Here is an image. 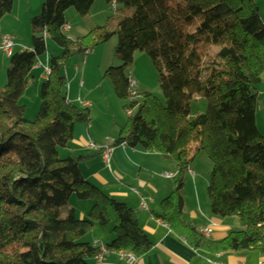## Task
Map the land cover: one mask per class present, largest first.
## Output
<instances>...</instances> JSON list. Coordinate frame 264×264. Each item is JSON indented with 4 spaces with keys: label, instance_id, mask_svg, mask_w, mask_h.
Listing matches in <instances>:
<instances>
[{
    "label": "trees",
    "instance_id": "1",
    "mask_svg": "<svg viewBox=\"0 0 264 264\" xmlns=\"http://www.w3.org/2000/svg\"><path fill=\"white\" fill-rule=\"evenodd\" d=\"M93 2L45 0L29 22L30 49L8 59L0 91V264H88L99 251L80 241L94 228L110 227L107 252L138 261L151 250L134 213L82 178L84 159L59 153L75 127L89 123V111L65 97L64 71L112 38L121 66L108 69L104 79L130 116L110 146L154 153L175 167L172 193L153 218L195 250L264 253V137L255 126L257 91L264 86V23L253 0H113L118 10L104 27L69 40L65 14L72 10L84 19ZM12 5L0 0V21ZM46 41L60 54L48 59L40 106L28 122L20 102ZM136 53L153 66L163 104L143 93L130 101L128 72ZM201 101L206 111L191 117V104ZM199 155L211 165V216L239 224L220 243L204 240L182 218L183 178ZM71 199L92 205L86 222L75 223Z\"/></svg>",
    "mask_w": 264,
    "mask_h": 264
},
{
    "label": "crops",
    "instance_id": "2",
    "mask_svg": "<svg viewBox=\"0 0 264 264\" xmlns=\"http://www.w3.org/2000/svg\"><path fill=\"white\" fill-rule=\"evenodd\" d=\"M25 1L28 10L30 8L29 0ZM14 3L15 0H13L11 14L0 21V44L3 38L13 35L11 28L15 17ZM4 21L9 26L4 27ZM66 28L68 32L65 34H68L71 29L67 24ZM92 28L89 27L86 32L90 33L94 30ZM80 34L82 33H77V39L84 37H81ZM14 40L16 42L17 39ZM18 46L13 43V50L21 49L18 52L12 51L11 54L30 49V47ZM98 53L96 51L90 53L91 56L88 55L85 63H82V69L77 72H80L84 79V82L79 84L81 90H77L74 85L76 73L70 74L69 71H64L65 80L67 78L71 84V87L67 88L65 97L74 106H85L84 108L89 111V123L75 127L69 147L61 153L64 155L63 159H84L79 165L82 178L106 198L125 205L134 213L139 229L151 245L150 252L135 264H207V261L221 264H264V253L237 251L212 255L195 250L184 239L172 233L167 226L153 218V215H159L160 204L172 193L175 178L164 180L162 176L175 175L173 163L157 154L145 153L139 149H129L125 146L114 147L108 166L103 163L101 151L107 146L113 145L118 138L119 131L126 123L120 113L121 105L123 111L124 104L115 98L111 85L106 87L102 83L87 84V73L90 69L96 70L95 74L100 81L104 70L111 66L110 59L104 62ZM56 54L54 57H57L60 52L57 50ZM45 59L44 64L40 60L38 61L40 69L33 70L31 74V86H34V82L37 83V91L32 86V89L37 93L46 79L43 71L48 68L49 58ZM76 70L77 67L74 71ZM102 87L105 89L102 90ZM261 87L264 88V86ZM98 91L100 93L97 94ZM257 92L259 94V91ZM92 95L98 96L97 99L92 100ZM90 146L93 149H90ZM189 173H187L188 178L185 185L191 184L192 188L187 189L183 185L180 193L183 203L182 218L185 225L195 230L198 235H200L199 231H206L207 237L200 236L211 243H220L226 239L230 232L239 231V224L230 220L232 218L216 219L211 216L208 200L204 198L201 189L196 186V178L191 168ZM89 209L91 206L73 208L76 224L83 223L85 218L87 219ZM84 239H87L86 244L90 246L96 243L105 247L112 242L113 237L110 228H94ZM121 258L122 255L107 252L102 264H124ZM88 264H95V261L90 260Z\"/></svg>",
    "mask_w": 264,
    "mask_h": 264
},
{
    "label": "rangeland",
    "instance_id": "3",
    "mask_svg": "<svg viewBox=\"0 0 264 264\" xmlns=\"http://www.w3.org/2000/svg\"><path fill=\"white\" fill-rule=\"evenodd\" d=\"M44 1L45 0H29L30 8L27 10L25 0H15L14 3L15 17L11 28L13 35L9 36L8 38H10L14 44L16 43L17 45H19L18 47H30L31 33H30L29 22L31 19L37 17L40 14L41 6L44 3ZM107 1L108 0H94L88 16L84 19L78 18L72 10L68 11L65 14V21L66 24L68 25V28L71 29V31L68 34H66V37L71 41H75L77 39L76 37H78L77 33H82L80 34L81 37L86 36L89 33L86 32L89 29V27H93L94 29L104 27L107 22V19L111 17L113 14L112 11L110 10V5L111 3L114 2L113 0H110L111 3L110 5H108ZM253 2L258 11L260 20L264 23V0H253ZM116 9L118 10V6H116ZM3 24L4 27L9 26L7 25V23H5V21ZM79 30L81 31L79 32ZM14 39H17L16 42ZM116 45H117V39L112 38L107 44L96 49V52L100 53L101 59L104 60V62L105 60L107 62V60L109 61L110 59L111 66H109L110 68L104 70L102 74V79L100 81L97 78V74H95L96 70L94 68L90 69L89 73H87V84L90 83L92 85L93 84L98 85L99 83H102L106 87L110 86L109 81L104 79V73L108 69H116L121 66L120 62L115 57ZM0 48H1V44H0ZM19 49L17 48L15 50L12 49V51L18 52ZM57 50L58 49H56V47L52 43H50V41H46V54L43 58L39 59L40 62L44 64L45 58H46L45 60H47V58L56 56ZM91 54H88L89 57L91 56ZM88 55L83 60L77 58L72 59L69 62L68 67L66 68V70L69 71L70 74L76 73V76L74 78V85H76L77 90H81L79 84L82 81L84 82L82 74H80V72L79 73L77 72L82 69L83 67L82 63L83 62L85 63V60L88 58ZM8 59L9 58L2 52V49H0V91L3 89L5 85V71L8 66ZM75 67H77L76 71H74ZM128 75L137 85V90H138L137 94L143 93V94L151 95L152 97L157 99L161 104H163V98L158 87L157 74L145 54L136 53L133 56L132 66L130 71L128 72ZM36 84L37 83L34 82V86L33 85L32 86L35 87V90L37 91ZM30 86L27 91V96L25 97V99H23L20 102V105L24 107V112H25L24 118L28 122L34 121L40 106L39 91L37 93L32 89V86L31 87ZM69 86L71 87V84L69 80H67L66 78V86H65L66 90H64L65 94L67 93V88L69 89ZM104 89L105 87H102V90ZM258 91L259 94L257 96L255 124L258 135L264 137V88L259 87ZM98 93H100V91H98L97 94ZM97 97L98 96L96 95H92L91 98L92 100H94L97 99ZM205 111H206V103L204 101L191 104V117H196L198 115L204 114ZM120 113L123 116L124 121L126 123V115L122 111V105H121ZM61 152L62 151H60L59 153H60V158L62 159L64 158L63 157L64 155ZM191 171L194 173V177L196 178L195 179V182H197L196 186L201 189L202 194L205 196L204 198H207L206 187L208 186L209 177L211 173V165L207 160V158L204 155H199L193 162L191 166ZM187 178L188 176L185 175L183 178V185L185 188L187 187V189H191L192 188L191 184L187 186L185 185ZM69 206L73 209L74 207H78V206H80L81 208H87V206H92V205H90V203L87 202L82 203V202H77L75 199H71ZM88 211H90V209ZM230 220H234V222H237L238 224L237 219L232 218ZM86 221L87 219L85 218L83 222ZM106 228H110V227H106ZM80 243H87V239L84 240L82 239Z\"/></svg>",
    "mask_w": 264,
    "mask_h": 264
},
{
    "label": "built area",
    "instance_id": "4",
    "mask_svg": "<svg viewBox=\"0 0 264 264\" xmlns=\"http://www.w3.org/2000/svg\"><path fill=\"white\" fill-rule=\"evenodd\" d=\"M110 10L112 11V13H115L116 6H115L114 3H111ZM63 32L67 33L68 29L65 27L63 29ZM0 49H2V52L7 57H10L12 49H13L12 40L10 38H7V37L3 38L2 42H1V48ZM38 69H40V65H38V63H37L36 66L34 67V70H38ZM43 72H44V75L47 77L48 74H49L48 68L44 69ZM127 93H128L130 101L133 100V99H136L137 87H136V83L131 78L128 80ZM78 106L81 107V108L85 107L83 105H78ZM126 116L129 117L130 113H127ZM90 149H93V147L90 146ZM112 151H113V148L111 146H107L106 148H104L103 151H101L102 152L101 158H102L103 163L106 166H108V164H109V158H110V155H111ZM187 173L190 174L189 172H187ZM174 178H175V175H163L162 176V179H164V180H173ZM199 234L201 236H203V237H207V232L206 231H202V232L199 231ZM92 247L99 251L98 255L94 258L95 264H102V262L104 261L105 256H107V251L104 249V247H102V246H100L99 244H96V243H94ZM121 259H123L124 264H135V262H136V260L133 257L129 256V255H124V256L122 255ZM207 264H221V263L207 261Z\"/></svg>",
    "mask_w": 264,
    "mask_h": 264
}]
</instances>
